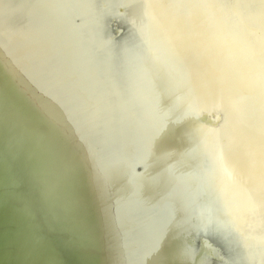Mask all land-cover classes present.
<instances>
[{"label":"water","instance_id":"water-1","mask_svg":"<svg viewBox=\"0 0 264 264\" xmlns=\"http://www.w3.org/2000/svg\"><path fill=\"white\" fill-rule=\"evenodd\" d=\"M115 1L107 7L101 0H0V264H264V242L250 238L254 246L246 250L233 210L232 227L220 223L218 232L206 187L204 221L214 233L204 232L194 190L201 192V179L194 157L189 163L179 108L170 94L168 102L158 100L168 120L157 124L132 73L145 80L142 73L153 68L142 52L151 54L145 46L151 38L170 53L163 63L151 59L165 72L169 64L180 76L184 70L190 82V91L178 85V93L211 100L209 83L216 82L223 96H232L234 184L262 225L264 70L258 48L245 49L241 8L234 0L232 11L220 0ZM140 10L153 28L144 38ZM180 40L197 74L171 49ZM200 79L208 83L203 93ZM135 103L144 118L134 114ZM202 122L210 129L219 123ZM165 148L185 171L177 180L171 170L169 179L164 173ZM153 154L159 164L150 171L160 178L159 189L137 166Z\"/></svg>","mask_w":264,"mask_h":264},{"label":"bare ground","instance_id":"bare-ground-1","mask_svg":"<svg viewBox=\"0 0 264 264\" xmlns=\"http://www.w3.org/2000/svg\"><path fill=\"white\" fill-rule=\"evenodd\" d=\"M101 1H104L105 4H107V7H108V4L116 3L115 0H101ZM117 1H119V0H117ZM221 1L223 2V6L228 5L229 10L232 11V0H220L219 1L220 4H221ZM245 1L247 3V6L240 4L239 0L233 1L236 3L238 8L239 7L241 8V11L240 10L239 11H240V13H242V16H243V19H242L243 25H242V23H240V25L243 26V29L245 31H248V33L245 37V40H244L245 45H246L245 49L252 52V53H255V49L258 48L259 53L257 51V54L260 55V66H261L262 70H264V0H245ZM135 4H137V3H135ZM145 7L148 10H151L153 6L147 5ZM146 8L143 9V11L146 12L147 11ZM200 8H202V10L204 11L202 6ZM251 11L254 12L255 19L252 17L253 15H252ZM214 12L215 11H212V14ZM138 13L140 14L139 20L145 23V24L141 23V25H140V34L144 38L145 36L143 34L147 35V33L153 31V28L149 22L151 20L148 18L145 19V16H143L141 10ZM204 13H205V11H204ZM147 14H149V13H147ZM132 17H133V19H136V14H132ZM219 18H221V17H219ZM227 20H228V22L231 23V21H229V19H227ZM228 22H227V25H229V27L232 29L234 24L230 25ZM146 24H150V25H148L150 28ZM154 26L156 28H158V25L156 23H154ZM234 28L236 29L235 26H234ZM165 29L168 30L166 23H165ZM237 30H239V29H237ZM125 40H127V39H125ZM182 42H183V40H180V42H174L173 41V46L171 45V49L173 48L172 50H174V52L176 53V50L174 49V47H176V49L178 51V55L181 57V59L185 63V65L187 67H188V65L191 66L194 69V71L196 72L195 60L194 59L192 60L189 52L186 50V48ZM133 45L136 47V45L134 43H133ZM145 46L149 47V49L151 50V54L147 50H143V51L141 50V51L146 56L145 58H147V60L150 61L153 68H150L145 73H142V76H144V78H146L145 80L142 77H138V74L134 71V69H132V73L135 75V77L137 79V82L135 81L136 84L140 87V90L143 93L145 92L144 96L148 97L146 101L149 103V107L151 108V110L149 112L150 118L152 120H154L155 122H157V124H160V126H162L163 125L162 122H166L168 120V117L165 114V111H164L162 105L160 104V102L158 100H164V101L168 102L170 100L168 95L170 94L172 97L171 100L173 101V105H176V107L179 108V110L175 109V111H176L175 116L178 119V122H180V125H182L183 135H184V138L186 140V145H187L188 150H189V152H188L189 153V155H188L189 163H191V165H194V161H193V157H194V160H195L196 166H197L196 173H197L199 179H201V181H199L200 185H201V192H200V189L198 191L197 188L196 189L194 188V190L197 192V200L195 198L194 199H195V201H197V208H198L197 211L199 212V215L201 216V221H200L201 227L205 230L204 232L207 234V236H208V234H209V236L210 235L212 236V234L214 233L213 230L208 231V227L210 226V224H207L204 221L206 216L204 215V212H203L204 211V208H203L204 204H203L202 200L205 198L203 192L206 193V189H204V187H206L207 191L210 192L212 199L215 201L214 216H215V219L217 222V229H219L220 223L222 225L224 223L226 228H228V225L230 227H232V210H233L234 215H235V219H236L235 222L238 221V223L241 227L240 230L243 232V234L245 236L244 244H245L246 250L248 251L247 246H249V245L251 246L250 249L252 250V246H254L253 243H256V240L258 239V237H260V241L262 243L264 242V233H263V231H264L263 227L264 226H262L264 224V222L261 219L260 222L262 225H259L258 224L259 215L257 217L253 216L252 213H249L245 209V207H247V205H246L245 201L242 200L243 198L241 196L240 197L242 199L238 197L239 191L236 189V186L234 184V177H233V173H232V102L234 103V101H232V96L229 93H228V95L223 96V94H224L223 93L224 92L223 87L218 86L215 82V85H213L212 83H209V86H211L210 92L213 95V98L211 100H209V99L206 100L203 97H202L203 100H192V99L190 100V96L188 98H186L183 95L182 89H181V93H178V90H177V86L180 85V88H182L183 86H186L188 91H190L189 86L191 87V85H190L189 80H186V75L184 73V70L182 71V76H180L179 74H177L176 70H174L172 68V66L169 64V68H167L166 72H165L161 67H159L157 65L156 61H153L151 59L152 56H154V57H156V59L159 62L163 63L166 60L165 57L168 54H170L167 49L162 50L161 42L152 41L151 38H149L148 42H146ZM238 47H239V44H238ZM242 52H243V50H242ZM261 56H262V58H261ZM215 58H218L217 54H216ZM212 59H213L212 61H214V62L216 61V60H214V55H213ZM224 59H231V60H227V61H228V63L232 62L231 56L226 57ZM197 61L199 63L201 62L200 64L203 67L205 65H207L206 63H203L201 58H197ZM217 66H218V64L216 65V67ZM221 66L223 67V65H221ZM211 69H213V73H214V68L212 65H211ZM227 73H228L227 76H231L232 70L230 68H228ZM196 74H197V72H196ZM203 76H204V81L209 79V77L206 74H203ZM211 79H215V78L211 77ZM169 81L172 83V85L167 84V82H169ZM172 81H175L176 85H174V83ZM181 81H183L185 83V85H183ZM231 81L232 80H230L226 85H229L230 87H232ZM207 84L208 83L203 84V80L200 79L197 87H198L199 91H201V93H203ZM145 87H146V89H144ZM129 89H130V87H129ZM126 91H128V90H126ZM153 91L155 93V96H154ZM147 92L151 95H148ZM206 93H207V90H206ZM220 93H221L222 99L220 98ZM128 95H132V93L129 92ZM132 98L133 97H130L131 100H132ZM155 100H157L159 102L161 108L156 107V105H154ZM237 102H239V101L237 100ZM237 102H236V104H237ZM135 106H136V110H135L134 114L136 116H137V113L139 115H142L143 114L142 108H138L136 103H135ZM166 109L168 110L167 107H166ZM142 118H144V114H143ZM208 118H209L210 122H216V121L219 122L217 124L218 126L214 129H212V128L210 129V128L206 127L208 125H205L203 122L201 123V121H203V120L207 121ZM223 124H224V126H223ZM173 126H174V124H173ZM136 137H137V144L141 145L139 151H140V154L142 156V150L141 149H144V147L142 146V143H141L140 139L138 138V135ZM243 137H244L245 141L247 142L248 141L247 135H243ZM250 139H251V137H250ZM171 151L172 150L165 148V151L162 154V155H164L163 156V157H165L164 161L167 164V166L165 167L164 173L167 175L168 171L169 172L172 171L173 180L174 179L177 180L176 177L177 178H178V176L183 177V173L185 171H182V169L176 165L175 157ZM153 155H155V156L147 157L146 160L142 157L143 162L140 160V162L137 164V166L140 168L143 167L142 170L144 173L147 172V174H148L147 178H149L150 183L153 182L155 189H159L160 185L157 184L156 180H158L160 178L155 177L154 173H151V171H150L152 169L151 168L152 163L153 164L156 163V165L159 164V163H157L158 157L156 156V154H153ZM182 156L184 159L183 153H182ZM262 158L264 159L263 153H262ZM146 161H149V164L146 163ZM143 164H145V166H143ZM186 164H188L187 159H186ZM142 170H140V172ZM157 171L160 172L159 168H157ZM186 173H187V175L190 173V172H188V167L186 169ZM186 173H185V175H186ZM234 175H236L235 170H234ZM166 177L169 179L168 175ZM187 179H189V183H190L191 179L189 177ZM193 181H194V179H193ZM182 182H183L182 179L180 181H178V183L181 184V188H183ZM150 183H148V184H150ZM163 188L166 190L168 189L166 187H161V190H163V191H164ZM179 189H180V186H179ZM233 192H234V196H233L234 200L232 201V193ZM180 195H181V198L184 197L185 200H186V198H189L187 191L186 192L181 191ZM190 195H192V193ZM190 197L193 198L194 196H190ZM258 197H259V201H260L261 210H264V195L262 194V192H260V189L258 192ZM163 198H164V196L162 197V199ZM204 202H206V198L204 199ZM232 204L234 207H236V211L234 209H232ZM186 206H187V204H186ZM170 215H171V217H170ZM170 215H169V217H170L169 221L171 222L172 213H170ZM195 220H197V218ZM172 222H173V220H172ZM173 225L174 224H172V226ZM218 232L220 233V229L218 230ZM250 238L253 239V243H251ZM228 239L230 240V237H228ZM218 243L219 242L217 241L216 244H218ZM227 250H228V253L230 256V254H232L230 247L227 248ZM255 262L258 263V257H256Z\"/></svg>","mask_w":264,"mask_h":264}]
</instances>
